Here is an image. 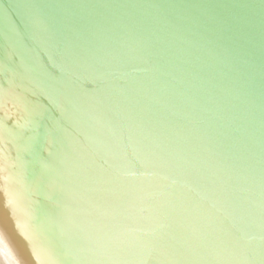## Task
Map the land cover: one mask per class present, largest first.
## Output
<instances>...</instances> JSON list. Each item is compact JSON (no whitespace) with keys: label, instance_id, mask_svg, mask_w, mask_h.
<instances>
[{"label":"water","instance_id":"obj_1","mask_svg":"<svg viewBox=\"0 0 264 264\" xmlns=\"http://www.w3.org/2000/svg\"><path fill=\"white\" fill-rule=\"evenodd\" d=\"M0 200L28 264H264V0H0Z\"/></svg>","mask_w":264,"mask_h":264},{"label":"bare ground","instance_id":"obj_2","mask_svg":"<svg viewBox=\"0 0 264 264\" xmlns=\"http://www.w3.org/2000/svg\"><path fill=\"white\" fill-rule=\"evenodd\" d=\"M3 197H4L3 202H5V196H3ZM2 198H1V200H2ZM1 200H0V213L3 211V215H4L3 218H1V222H0V230H1L0 232H1V235H3L2 240L4 238L6 245H7V242L11 243V245H10L11 252L14 255H16V257L18 258V262H20L21 264H28V261L30 262V260H28V256H26V259H25V255L24 254L22 255V252L24 250V246L20 243V247H19L18 243H16L14 240L12 241V238L14 236L15 237L18 236V231L15 228L14 221L11 217V214L8 212V209L6 210V206L4 209H2L4 203ZM3 255H5V254L0 251V257L1 258H3ZM3 261L5 262L4 258H3ZM4 264H8V263H4Z\"/></svg>","mask_w":264,"mask_h":264}]
</instances>
